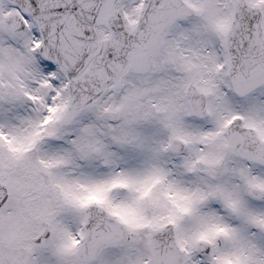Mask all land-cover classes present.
Listing matches in <instances>:
<instances>
[{
	"label": "snow or ice",
	"instance_id": "snow-or-ice-1",
	"mask_svg": "<svg viewBox=\"0 0 264 264\" xmlns=\"http://www.w3.org/2000/svg\"><path fill=\"white\" fill-rule=\"evenodd\" d=\"M0 264H264V0H0Z\"/></svg>",
	"mask_w": 264,
	"mask_h": 264
}]
</instances>
